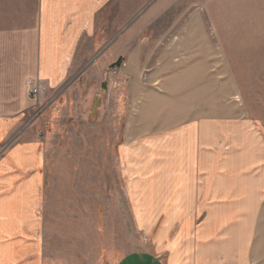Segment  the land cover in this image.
<instances>
[{"label":"crops","instance_id":"1","mask_svg":"<svg viewBox=\"0 0 264 264\" xmlns=\"http://www.w3.org/2000/svg\"><path fill=\"white\" fill-rule=\"evenodd\" d=\"M148 1L35 0L37 105L64 85L63 105H121L120 94L128 110L137 105L120 155L138 247L113 264H264V138L245 105L225 104L232 75L210 68L197 20L180 12L161 28L143 75L142 36L179 0H152L129 22ZM123 54L125 68L110 76ZM23 114L0 116V264H61L40 143L17 133Z\"/></svg>","mask_w":264,"mask_h":264},{"label":"rangeland","instance_id":"2","mask_svg":"<svg viewBox=\"0 0 264 264\" xmlns=\"http://www.w3.org/2000/svg\"><path fill=\"white\" fill-rule=\"evenodd\" d=\"M150 1L129 22H135ZM180 12V21L205 25L215 75L230 70L232 94L225 104L245 105L248 119L264 138V0H179L158 19L159 29L152 26L142 36L144 76L161 48L153 46L155 38ZM36 17L35 0H0V116L24 113L17 133H29L40 143L45 214L54 227L60 263L113 264L138 247L126 198L128 165L120 155L128 112L137 105L128 110L123 94L121 105H63L65 85L46 92L45 104L30 99L26 83L35 78ZM126 48L119 49L125 53ZM121 59L106 69L110 76H115L112 69L125 68L126 57ZM54 101L56 105H50Z\"/></svg>","mask_w":264,"mask_h":264},{"label":"built area","instance_id":"3","mask_svg":"<svg viewBox=\"0 0 264 264\" xmlns=\"http://www.w3.org/2000/svg\"><path fill=\"white\" fill-rule=\"evenodd\" d=\"M118 72H119V68H114L111 70V73L113 75H117ZM26 85H27V95L29 96L30 99L37 102L41 92L44 90V82L37 77L28 78Z\"/></svg>","mask_w":264,"mask_h":264},{"label":"trees","instance_id":"4","mask_svg":"<svg viewBox=\"0 0 264 264\" xmlns=\"http://www.w3.org/2000/svg\"><path fill=\"white\" fill-rule=\"evenodd\" d=\"M121 60H122V59L120 58V59L118 60V62H117V63L121 62Z\"/></svg>","mask_w":264,"mask_h":264}]
</instances>
